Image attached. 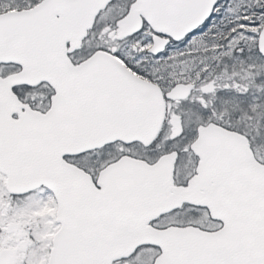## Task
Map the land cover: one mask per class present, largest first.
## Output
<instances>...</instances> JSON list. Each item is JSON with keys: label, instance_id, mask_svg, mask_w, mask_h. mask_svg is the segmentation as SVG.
Listing matches in <instances>:
<instances>
[{"label": "snow or ice", "instance_id": "obj_1", "mask_svg": "<svg viewBox=\"0 0 264 264\" xmlns=\"http://www.w3.org/2000/svg\"><path fill=\"white\" fill-rule=\"evenodd\" d=\"M0 264H264V0H0Z\"/></svg>", "mask_w": 264, "mask_h": 264}]
</instances>
